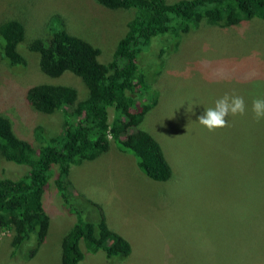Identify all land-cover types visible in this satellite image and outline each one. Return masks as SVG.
I'll use <instances>...</instances> for the list:
<instances>
[{
    "label": "rangeland",
    "instance_id": "obj_1",
    "mask_svg": "<svg viewBox=\"0 0 264 264\" xmlns=\"http://www.w3.org/2000/svg\"><path fill=\"white\" fill-rule=\"evenodd\" d=\"M131 15L132 9L110 10L96 0H0V21L23 20L27 31L18 46L24 66H9L0 57V113L17 136L29 141L36 132H61L60 110L44 113L30 105V86L62 84L74 87L78 99L87 95L83 80L70 71L44 74L28 41L62 27L98 47V60L107 63ZM137 62L153 88L148 98L157 97L142 129L160 143L171 177H147L136 158L113 142L96 159L70 166L63 195L52 166L42 195L50 218L44 241L37 247L31 233L14 248L12 233L0 228V264H60L62 238L78 217L97 224L101 215L128 240L130 254L110 258L80 240V264H264V226L252 216L256 195L264 210V119L257 122L251 111L252 101L264 97V21L198 24L178 38L158 35ZM225 93L242 96L247 111L209 131L198 118ZM26 168L0 157V177L19 178Z\"/></svg>",
    "mask_w": 264,
    "mask_h": 264
},
{
    "label": "trees",
    "instance_id": "obj_2",
    "mask_svg": "<svg viewBox=\"0 0 264 264\" xmlns=\"http://www.w3.org/2000/svg\"><path fill=\"white\" fill-rule=\"evenodd\" d=\"M96 1L110 10L132 9L126 31L118 39L109 62L98 60V47L62 27L50 29L44 38L28 41V49L39 54V67L44 74L58 77L70 71L86 85L84 99H78L74 87L62 84L38 83L26 90L29 104L37 110H60L61 132L49 137L36 132L27 141L16 135L10 119L0 113V157L28 167L19 178L0 177V228L12 233L14 248L28 241L31 233L38 247L48 233L50 218L42 195L52 166H57L54 182L57 192L63 195L70 166L96 159L113 142L136 158L147 177L156 181L171 177L172 169L160 143L141 124L156 105L157 97L148 98L154 95L150 92L152 86L139 70L137 58L154 37L170 34L178 38L198 24L231 27L251 19L264 21V0ZM25 26L23 20L16 18L0 21V57L9 66L26 63L18 48L26 40ZM41 138L51 142L44 144ZM38 140L40 144L31 143ZM257 196L252 216L257 226H264V210ZM76 222L62 238L60 264H80L84 257L80 240L89 251L102 250L110 258L130 254L128 240L111 229L103 215L97 224L79 217Z\"/></svg>",
    "mask_w": 264,
    "mask_h": 264
},
{
    "label": "clouds",
    "instance_id": "obj_3",
    "mask_svg": "<svg viewBox=\"0 0 264 264\" xmlns=\"http://www.w3.org/2000/svg\"><path fill=\"white\" fill-rule=\"evenodd\" d=\"M247 105L242 96L225 93L222 97L215 100L214 107H207L204 114L200 115L198 121L209 131L226 127L229 115H244ZM251 111L254 119L259 122L264 119V97L255 98L252 101Z\"/></svg>",
    "mask_w": 264,
    "mask_h": 264
}]
</instances>
